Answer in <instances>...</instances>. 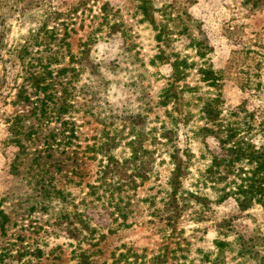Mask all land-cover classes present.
<instances>
[{
	"label": "rangeland",
	"instance_id": "1",
	"mask_svg": "<svg viewBox=\"0 0 264 264\" xmlns=\"http://www.w3.org/2000/svg\"><path fill=\"white\" fill-rule=\"evenodd\" d=\"M143 1L3 5L0 264H264V0H145L152 17ZM84 42L109 80L98 103L88 104L87 72H57ZM49 62L39 89L29 73ZM214 96L218 117L206 121ZM136 113L151 171L120 186L101 179L91 148ZM127 131L112 149L119 158ZM174 148L188 164L176 204Z\"/></svg>",
	"mask_w": 264,
	"mask_h": 264
},
{
	"label": "trees",
	"instance_id": "2",
	"mask_svg": "<svg viewBox=\"0 0 264 264\" xmlns=\"http://www.w3.org/2000/svg\"><path fill=\"white\" fill-rule=\"evenodd\" d=\"M12 0H0V25L2 24L1 20V9L3 8V5H7ZM13 1H20V0H13ZM104 6H107L105 3L103 5V12L106 13V9ZM140 9L142 13L145 16L152 17V13L150 11V7L146 4V1H143V4L140 6ZM76 10V8H74ZM61 12L57 10H51L50 15H52L53 18H56L59 16ZM55 14V16H53ZM51 17V16H50ZM106 19V16L104 17ZM114 24H112L111 27H113ZM57 27L53 26L49 30V39L52 41L57 40ZM45 33V32H44ZM48 34V32H46ZM67 28L64 31L63 36H67ZM3 32H0V44L2 42ZM61 39L64 40V37ZM27 40H25V43ZM17 48L15 47L12 51V54L18 58L16 55ZM56 51L54 50L53 53ZM1 57V56H0ZM49 60H53V54L49 56ZM71 62H74L75 64L71 67H62L57 72L58 75H66L68 72L72 73H81V72H87L90 76L91 82L89 84H85L86 89L88 90L87 93H90L89 103L92 102H99L101 99V93L106 89L109 80L105 78L103 73L101 72V69L105 67L100 61L95 60L89 55V47L86 42L82 44V48L78 52V56L75 57L74 55H71ZM51 62V61H50ZM50 62L46 65L40 64L41 70L32 71L29 73V78L34 82L35 87H38L39 89H45V85H40L42 81L45 80V78L48 76L49 78L52 77V71L48 70V65ZM175 72L177 71V66L174 64ZM206 73V79L210 80L209 85L217 86V83L219 81V78L216 77V75L213 74L212 71H205ZM20 95V94H19ZM19 95H17L19 97ZM28 100V98L26 99ZM219 101L218 96H214L209 101L203 104L202 106V114L203 118L207 120H214L218 117V112H216L214 108V104H217ZM66 102H64L62 105H60L61 111H65L66 108L64 106ZM70 104V103H69ZM68 104V105H69ZM71 106V104L69 105ZM63 107V108H62ZM97 118L99 121L103 124L105 127V118ZM120 125L121 127L116 130L114 133H110L109 129L103 128V132L100 135V142L98 145L93 148H91V151L95 152L96 154H100L101 159L104 161V163L101 165L100 173H101V179L106 180L108 177L112 179L113 177H116L118 185L123 186L127 183H135V180L138 178L140 181L146 180L148 178V172L151 171L150 163L152 162V153L151 151L143 146L144 140H146V134L144 129L145 125V116L141 115L140 113L136 114H125L120 116ZM128 128L127 135H130L131 138H129L128 141L125 142V145L128 148V156L119 158L115 156L112 153V149L119 144L121 139L124 138L123 132L125 129ZM206 129V128H205ZM168 132H163L161 135L163 137L168 138L169 134ZM73 133L71 132V137ZM169 139V138H168ZM18 140V139H17ZM19 141V140H18ZM95 154V155H96ZM259 156H263L260 154ZM170 161L173 165L168 184L170 186V192H169V202L171 203H177L179 193V187H180V179L184 175L186 168L188 167L187 160L183 158V156L179 153V151L174 148L172 152L169 155ZM257 157V156H256ZM253 156V158H256ZM252 160V158H251ZM263 179V178H262ZM240 207L242 209H245V204L243 202H240ZM160 258L155 257L152 260V264H158L161 260Z\"/></svg>",
	"mask_w": 264,
	"mask_h": 264
}]
</instances>
